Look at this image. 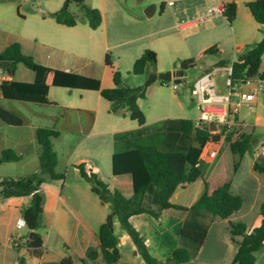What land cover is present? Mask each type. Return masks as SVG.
<instances>
[{
	"label": "trees",
	"instance_id": "obj_1",
	"mask_svg": "<svg viewBox=\"0 0 264 264\" xmlns=\"http://www.w3.org/2000/svg\"><path fill=\"white\" fill-rule=\"evenodd\" d=\"M75 4L80 16L71 11ZM222 16L229 24H233L238 16V5L231 1L223 3ZM247 9L255 21L264 27V0H256L246 4ZM164 5L161 6V13ZM45 17L52 18L57 24L72 28L80 23H86L91 30H97L103 22L99 10L87 6L86 0H64L63 7L56 12L48 13ZM216 47L205 50V55L217 54ZM264 56V37L261 41L246 46L236 62L231 65L230 88H238L247 79L258 75ZM0 59L8 60L7 67L14 73L17 64L27 65L35 75L32 83L5 81L0 85L2 97L5 100L41 105L51 104L48 95L52 87L65 89L95 91L110 103V113L129 118L140 126L146 123V117L138 105V101L146 98V86L129 87L119 71H113L114 87L103 89L98 79L61 71L41 65L22 51L20 43L9 45ZM106 64L111 66L109 55ZM157 64V54L146 50L134 63L132 74L143 76L149 73V68ZM225 62H219L216 67H224ZM182 70L195 67L194 60L183 61ZM0 63V70L7 69ZM162 85L165 82L160 81ZM182 84L190 93L194 84L189 80H182ZM0 120L4 123L22 127L24 120L0 106ZM184 133L194 132L196 146L186 152H162L155 146L137 145L130 150L114 153L112 157V173L114 177L130 176L132 179L133 194L126 198L120 191L112 190L93 171L87 170L84 164L76 165L82 179L89 184L91 192L97 196L102 205H109L111 213L101 225L98 232L99 249L90 248L87 251L88 260H96L102 254L107 264H119L121 259L120 242L114 231V222L117 220L120 227L131 239L145 264H192L190 252L184 247L175 249L170 258L164 263L158 262L150 254L146 242L139 232L131 225L130 218L137 215H149L159 220L162 211L175 209L179 211L208 212L220 219H229L238 212L243 200L231 194L230 189L239 168L242 157L249 151L254 138L253 129L237 128L234 125L219 127L218 132H212L207 127L197 128L191 120H180ZM36 142L39 145V169L27 176L0 179V199L30 197V204L22 210L28 234L35 233L36 237H25V247L37 257L44 255V242L39 234L42 227L44 213V196L42 186L48 182L64 181L65 175L57 172L58 155L54 150L53 140L60 137V132L54 127H39L35 131ZM224 140L226 148L221 154L209 176L204 180V190L191 208H184L172 204L171 198L179 188L202 179L199 163L204 149L208 144H217ZM22 155L14 150H4L0 155V165L3 163L19 162ZM255 170L264 174V168L254 166ZM155 190L159 203L156 211L144 203L149 189ZM262 216L261 225L251 233L243 223H230L232 238L240 237L238 249L233 264H257L256 255L264 248V204L260 207ZM181 239L192 242L197 248L202 247L208 237L205 230L184 227L178 232ZM18 250V248H15ZM86 260H83L85 262ZM19 264H27L24 257L18 258ZM62 264H73L71 259H65Z\"/></svg>",
	"mask_w": 264,
	"mask_h": 264
},
{
	"label": "crops",
	"instance_id": "obj_2",
	"mask_svg": "<svg viewBox=\"0 0 264 264\" xmlns=\"http://www.w3.org/2000/svg\"><path fill=\"white\" fill-rule=\"evenodd\" d=\"M231 1L238 5V16L233 24H229L221 13L210 15V12L218 5ZM254 1L256 0H191L189 6L184 5L183 7L171 12L172 14L169 15L170 17H177L176 15H179L180 13L183 15L182 17L185 16V18H188L185 23H182L177 27L182 31H190L188 35L189 41L186 42V46L191 47L192 50L199 48L200 54L204 57L219 58L218 60L209 61L208 66L195 80H189L187 77H183L182 80H189L195 85L196 82H198L206 74L218 72L222 77H227V85V81L229 79L227 72L228 69L231 68V65L238 60L239 55L246 46L259 42L264 37V27H261L255 21L254 17L246 7L247 3ZM165 10L166 7L164 6V11L161 13L162 17L166 15ZM189 11H192V13H189ZM49 13H53V11H49ZM101 14L103 17V22L99 30L103 29L105 36H107L108 24L105 17L106 15L104 11H102ZM118 16L119 18L117 19L120 20V24L121 22L126 21L123 20L124 15ZM44 20L51 21L53 19L47 17ZM56 25H58V27L61 26L57 23ZM56 27L53 28L54 31H59L58 29L60 28ZM170 31L171 26L160 30L156 29L155 36L161 43L169 44V41L166 40V37L167 33ZM21 45L22 51L24 53V45ZM212 47H216L218 53L205 55V50ZM226 54L230 55V59L222 58V56ZM185 60L188 61L195 59L193 57H188ZM221 61L226 63L225 66L216 67V65ZM39 64L44 65L40 61ZM44 66L75 73L68 67H57L56 65ZM153 69L154 67L150 68L149 73H152ZM159 72L164 73L165 71L160 69ZM258 75H264V56L262 58ZM83 76L97 79L91 75L84 74ZM34 80L35 75L33 72L21 70L18 65L11 79L13 82L23 83H32ZM98 80H100L102 88L106 89L103 80L99 78ZM216 87L217 84L215 81L216 96L222 100V102L219 104L220 108L229 109L232 105L239 101V98L235 94L231 95L230 105L226 101V98L231 93L230 89L228 92H225L223 89H216ZM53 88L60 87L50 88L48 95L49 101L53 104L58 103V100L60 99L64 100L62 96H58L56 93L54 94V97L51 98V91ZM75 91H80V99L83 103L80 105V107L74 108L82 110V107L89 109L92 106H95L96 117L94 123L96 124L98 122L100 107H105L103 106L104 104L102 102L104 99L101 97L99 92L95 91L72 89L69 95H74ZM0 98H3L1 90ZM193 101L196 102V108L193 110L194 113L196 111L194 117L189 116L188 109H190V107L181 101L165 102L164 104L159 103L157 105V110L160 117H157L149 122L147 115L145 114L146 123L142 126H140L137 122L130 120L129 118L114 115L121 117L122 121L129 119L132 121V124H122L126 123L122 122L121 129H114V131H112V134H114L115 137L118 135L121 136L120 140L116 141L117 143L121 141L123 144H129L130 146L129 149H123L120 151H117L116 149L113 151L112 157L116 152L130 150L137 145L155 146L162 152H186L190 148L196 146L197 144L195 142L194 132L191 134L184 133L179 122L180 120H191L195 123V121L200 118L201 112L197 101L195 99H193ZM110 107L111 105L108 102L106 112L109 114H111ZM235 120L240 125L239 128L253 129L254 138L252 142L259 140V144L261 145V149L257 153H255L250 147L249 151L242 157L239 163V168L231 185V194L234 196H239L243 200L241 209L233 214L229 219L225 220L215 217L204 211L192 212L168 209L162 211L159 220H154L157 222H173L171 229L175 233L177 242L175 244L177 245L171 249L170 254L172 255L173 251L178 247H184L190 252L192 264H195L194 261L197 259L206 261V264H233V260L238 249V242L241 241V238H231L230 223H243L247 227L248 232L251 233L255 228H258L261 225L263 219L260 215V207L262 204H264V174L256 171L254 166L257 165L259 168H264V154L261 151L264 143L260 139L261 135L264 134V94L258 96L254 102L242 105L239 108ZM150 124L153 125L152 127L154 128L148 130ZM157 124H161V126L155 127ZM125 125L127 126L125 127ZM205 127L212 129V132H218V130H216V128L211 125H207ZM55 140H53V146ZM209 146H214V149L212 156L208 160V166L205 171H203L201 167L204 152L199 163V168L202 172L203 178L187 185L185 188L177 189L171 198L172 204L184 208H191L201 196L204 190V180L209 176L221 154L224 152L226 148V142L222 140L217 144L211 143L208 144L205 149ZM39 153L40 150L37 154L38 157ZM17 154L23 156V154ZM83 162L77 163L76 165L84 164ZM87 162V165L84 164L86 169L96 173L99 178L104 180L112 190L120 191L126 198H130L132 196L133 187L130 176H113V180L106 181L104 179L108 177L106 166L105 169H103V164L101 161L99 162V160L96 161L92 159L91 161ZM72 167L79 174V171L76 169V167ZM244 170L245 173L243 172ZM57 172L61 173V171H58V166ZM68 173L69 168L66 169L67 177L64 179V181L45 183L41 189L44 196L42 228L47 230L45 235H41L44 242L43 257H37L32 251H29L25 247L26 241L21 240L20 234L18 233L20 229L16 227L17 221L23 218L22 210L30 204V197L0 199V264H19V257H24L27 264H47L48 262L62 263V261L65 259H71L73 264H107L102 254H99V257L93 261L88 260L86 255L90 248H95L98 252H100L98 232L101 225L106 221L108 215L107 209L109 205L101 204L99 198L91 192L90 186L82 179L81 176V180H76L75 184H68ZM111 181H113L112 184ZM66 187H68V191L66 190V193H64ZM186 191H190L188 196L185 194ZM144 203L147 207H150L156 211L159 210L160 206L153 188L149 189L147 192ZM150 218L154 219L151 216L145 214L137 215L130 218V223L143 237L147 248L151 253L152 244L156 245L157 242L155 243V240L150 236L148 237V235L145 233L146 230L149 231L151 228L154 229L152 222L153 220ZM116 221L117 220L114 222L115 234L117 225L119 224ZM184 227L198 228L207 231L208 237L205 244L202 247L197 248L196 246H193V244L185 243V241L181 240L178 236V232ZM117 238L119 239L121 250V259L119 264L140 263V260L137 256V248L133 243L130 244L128 242L130 238L127 236V234L123 236V239L127 241L130 247L129 256L131 257H129V259L124 258L122 247L123 243L121 238L118 236ZM14 239L17 242V245L15 246L13 245ZM53 241H58L66 246L64 247L65 251L60 253L57 257L49 255V246ZM158 244L159 243H157V245ZM15 247H17L18 250L15 249ZM132 256L134 258H132ZM154 258L158 262L164 263L163 259H160L157 256ZM256 259L257 264H264V248L259 253H257ZM83 260L86 261L83 262ZM208 261L210 263H208Z\"/></svg>",
	"mask_w": 264,
	"mask_h": 264
},
{
	"label": "rangeland",
	"instance_id": "obj_3",
	"mask_svg": "<svg viewBox=\"0 0 264 264\" xmlns=\"http://www.w3.org/2000/svg\"><path fill=\"white\" fill-rule=\"evenodd\" d=\"M190 2L191 0H86L87 6L99 10L101 13L104 11L108 24V33L105 36L103 29L92 31L86 23L68 28L58 27L54 20L45 21L44 19L47 17L44 15H47L49 11H59L63 7L64 0H0V53L9 45L17 42L24 45V53L31 55L35 62L39 63L40 61L44 65L68 67L75 73L91 75L97 79H102L106 89H111L114 87L113 71H119L125 84L129 87L145 86V82L151 73L135 76L131 72L136 59L146 50H151L157 54V64L154 67L157 74H160L159 70L162 69L165 71L164 73H179L182 74V77L195 80L208 66L209 61L219 58L204 57L200 54L199 48L192 50L191 47L186 46L190 31H182L177 27L185 23L188 18L182 17L183 15L180 13L176 15L177 17L169 16L176 9L184 5L189 6ZM170 3L172 5H169ZM162 5L166 7L164 17L161 16ZM150 6L156 7V13L147 17L145 11ZM71 11L80 16V11L75 4L71 6ZM118 15H124L123 20L126 21L120 24V20L117 19L119 18ZM170 26L171 31L167 33L166 37L169 44H163L155 36V30ZM55 27L60 28L59 31H54L53 28ZM107 55L110 57L111 66L106 64ZM188 57L195 59V67L182 70L180 64L186 61L185 59ZM222 58L230 59V55L226 54ZM0 63L6 68L9 66L8 60L0 59ZM17 65L21 70L32 72L25 64ZM11 72L8 68L0 70V83L11 81L13 77ZM214 79L217 84L216 89L229 91L226 85V76L222 77L220 73L215 72ZM71 90L53 88L51 98L56 93L58 96H62L64 100L60 99L58 103L47 105L0 98V106L24 120L22 127L10 126L0 120V155L2 151L8 149L23 154V159L19 162L0 165V179L24 177L38 171L39 157L37 154L40 148L36 142L35 131L38 127H54L60 132V137L54 139V147L58 155V171H61L66 178V169L69 168L68 184H75L76 180H81L80 174L72 166L75 167L77 163L83 161L86 164L92 159L101 161L103 169L106 166L108 177L104 179L106 181L113 180L112 153L116 149L117 151L129 149L130 146L121 141L117 143L116 141L120 140L121 136L115 137L112 131L121 129L122 122H126L122 124H127L132 121L129 119L122 121L121 117L106 112L108 102L103 100L105 107H100L98 122L95 124V106L89 109L82 107V110L74 108L80 107L83 102L80 99V91H75L74 95H69ZM193 99L183 84L179 85V92L175 93L171 84L166 86L162 85L160 81H156L146 86V98L139 100L138 105L150 122L160 117L157 105L165 102H183L190 107L188 109L189 116L194 117L196 111L194 113L193 110L196 108V102ZM149 126L148 130L154 128L151 124ZM156 126H161V124ZM260 139L264 143V134L261 135ZM250 147L255 153L260 151L259 140L252 142ZM213 149L214 146H209L204 150L201 165L203 171L208 166V160L212 156ZM243 172L245 173V170ZM66 190L68 191V187L64 193ZM189 192L186 191L185 194L188 196ZM107 210L109 215L111 213L110 207ZM151 220H153L154 229L146 230L145 233L154 239L155 243L159 244H152L150 254L152 257L157 256L165 262L168 259L166 257L171 255V249L177 245L175 244L177 243L175 233L171 229L173 222ZM39 231L40 235L43 236L47 230L41 227ZM27 232L26 228H20L18 233L21 240H25ZM125 234V231L118 224L116 235L121 238L123 243L124 258L129 259L131 257L129 256L130 247L127 241L123 239ZM181 240L193 244L190 241ZM128 242L133 243L131 239ZM13 245L15 246L14 243ZM193 246L195 245L193 244ZM64 247L66 246L62 243L53 241L49 246V255L57 257L65 251ZM133 256L132 258H134ZM137 256L140 260V263L137 264H145L139 253ZM205 262L199 259L194 261L195 264H206L207 262ZM208 263L210 262L208 261Z\"/></svg>",
	"mask_w": 264,
	"mask_h": 264
},
{
	"label": "built area",
	"instance_id": "obj_4",
	"mask_svg": "<svg viewBox=\"0 0 264 264\" xmlns=\"http://www.w3.org/2000/svg\"><path fill=\"white\" fill-rule=\"evenodd\" d=\"M169 5H172V3ZM223 10L224 5L220 4L210 12V15H215L218 13L222 14ZM227 74L230 77L231 68L228 69ZM169 84H171V88L175 93L179 92L178 84L167 82L164 85L167 86ZM230 85L231 81L229 78L227 81V86L229 87L231 93L226 98V101L230 104V97L234 94L239 98V101L232 105L229 109H223L219 107V104L222 102V100L219 99L215 93L214 73L211 72L206 74L198 82H196L191 95L197 101L201 115L200 118L195 121V127L201 128L207 125H215V128H217L216 130H219V127L234 125L239 128L240 125L235 120L239 108L246 103L254 102L258 96L264 94V75H257L253 78L247 79L245 83L238 88L231 89ZM261 151L264 154V146L262 147ZM16 227L18 229L26 228V222L23 218L17 221ZM13 243L17 245L15 239Z\"/></svg>",
	"mask_w": 264,
	"mask_h": 264
},
{
	"label": "water",
	"instance_id": "obj_5",
	"mask_svg": "<svg viewBox=\"0 0 264 264\" xmlns=\"http://www.w3.org/2000/svg\"><path fill=\"white\" fill-rule=\"evenodd\" d=\"M156 11V7L155 6H150L146 11L145 14L147 17H151ZM11 74L13 75V73L11 72ZM182 74L176 73L173 74L172 72H166V73H160L157 74L156 73V69H153V72L150 74L149 78L147 79V81L145 82V86H148L149 84L156 82V81H162L165 83H171L173 82L174 84H182ZM215 127V125L213 126ZM217 129V128H216ZM212 130V129H210ZM27 237L29 238H34L36 237L35 233L27 234ZM47 264H62L60 262H48Z\"/></svg>",
	"mask_w": 264,
	"mask_h": 264
}]
</instances>
